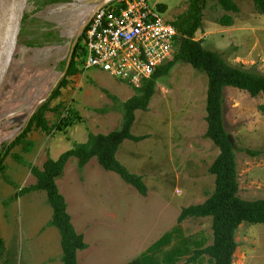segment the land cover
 <instances>
[{"label": "rangeland", "instance_id": "obj_1", "mask_svg": "<svg viewBox=\"0 0 264 264\" xmlns=\"http://www.w3.org/2000/svg\"><path fill=\"white\" fill-rule=\"evenodd\" d=\"M70 1L86 5L83 24L88 12L99 4L98 0ZM70 1L46 4L27 25L30 34L18 40L10 75L4 80L7 92L5 108L0 110V146L22 131L25 121L39 101L50 94L65 69L72 44L83 25L72 29L67 25L71 21L68 10L57 8L60 3ZM155 1L167 5V16L173 21L188 10L190 3V0ZM235 1L238 12L226 11L209 0L203 27L195 38L202 39L206 48L220 51L229 63L264 73V15L257 10L254 0ZM224 14L233 17L231 26L219 22ZM82 69L68 76V84L50 101L49 107L57 109L47 111L46 116L56 128L50 132L33 128L4 160L5 170L0 171V231L7 247L0 255L1 264L7 259L14 264H35L34 255L49 258L46 247L47 250L30 248L42 241L37 236L39 232L52 235L54 241V235L57 236L61 247L59 229L47 225L53 215L47 193L37 190L13 198L21 188L36 183L32 166L43 168L49 157L57 159L77 143L88 141L90 134L120 128L124 103L137 94L134 86L99 68ZM205 74L190 63L179 61L169 75L157 81L148 110L136 111L131 131L147 138L139 142L126 139L117 158L130 172L143 175L149 187L147 195L118 173L106 170L96 157L83 168L79 167L77 157L69 159L57 184L71 206L76 228L84 230L89 243L87 250H81L87 251L86 257H82L85 264H116L119 257H137L141 247L149 246L168 232L173 235L174 245L184 248L186 255L179 264L186 263L196 249L213 242L211 217L178 221L184 207L203 203L215 190V175L209 168L220 149L205 135L208 129ZM225 100L226 128L236 149L239 195L245 199L264 198V94L253 97L247 91L228 87ZM66 117L71 120L68 125L61 123ZM246 149L258 150L259 154L252 155ZM12 154H18L21 160ZM236 240L234 264H264V223H242ZM59 251L57 260L63 264V249ZM189 264L211 262L208 255H203Z\"/></svg>", "mask_w": 264, "mask_h": 264}, {"label": "trees", "instance_id": "obj_2", "mask_svg": "<svg viewBox=\"0 0 264 264\" xmlns=\"http://www.w3.org/2000/svg\"><path fill=\"white\" fill-rule=\"evenodd\" d=\"M60 1L62 0H29L28 6H32H30L29 14L27 9V14L24 16L20 38L31 31L27 25L33 20L35 14L40 12L46 4ZM208 1L190 0L188 10L184 14L178 15L173 21L180 37L178 53L174 60L158 66L154 74L144 80L140 87H135L137 94L124 103L125 113L120 128L109 133L90 134L88 141L77 143L73 148L63 152L57 159L49 157L44 162L43 168L32 166V173L37 178L36 183L21 188L13 197L18 198L37 190H44L47 193V201L53 208L52 218L47 225L55 226L60 231L63 264H78V251L85 249L87 243L83 234L77 232L72 222L68 204L65 201L66 198L57 184L58 177L64 172L71 157L78 158L80 168L85 167L93 157H96L106 170L118 173L124 181L134 186L141 194L147 195L149 187L143 175L130 172L117 158V152L126 139L139 142L147 138L146 135H134L131 131L136 119V111L148 110L156 93L157 81L169 75L179 61L190 63L195 69L206 73L205 75L208 76L206 106L208 129L205 135L220 149L219 155L209 168V171L215 175L214 192L203 203L184 207L178 217L179 222L189 217H211L213 242L203 248L196 249L184 264L196 262L203 255L209 256L211 264H234V254L238 247L236 233L240 225L245 222L251 224L264 223V198L245 199L239 195L240 184L236 149L227 131L224 117L225 89L235 87L247 91L253 97L261 93L264 94V73L229 63L220 51L206 48L202 39L195 38V34L203 27L204 10ZM212 1H216L226 11H239L235 0ZM254 3L257 10L264 15V0H254ZM159 7L163 11L167 10V5L163 3ZM219 22L224 26H231L233 17L230 14H224ZM83 41L84 36L81 35L74 48L66 75L60 79L47 100L36 106L15 139L6 143L3 142L0 146V171L5 170L4 160L14 146L25 139L33 128L42 129L46 132L56 128V125L49 123L46 116L47 111L57 109V107L54 109L49 107L50 101L56 98L60 94L61 88L68 84V76L83 70L86 61V48ZM31 45L35 44L31 43ZM61 123L68 125L71 120L66 117L62 119ZM246 150L252 155L259 154L258 150ZM12 156L21 160L18 154H12ZM172 237L171 232L166 233L151 245L149 250L162 248L171 241ZM5 251V241L0 231V255L4 254ZM179 252L181 255H184L185 252L180 245ZM11 261L7 259L5 264H14Z\"/></svg>", "mask_w": 264, "mask_h": 264}, {"label": "built area", "instance_id": "obj_3", "mask_svg": "<svg viewBox=\"0 0 264 264\" xmlns=\"http://www.w3.org/2000/svg\"><path fill=\"white\" fill-rule=\"evenodd\" d=\"M155 0H113L90 16L84 36L86 69L96 67L134 87L174 60L179 33Z\"/></svg>", "mask_w": 264, "mask_h": 264}, {"label": "crops", "instance_id": "obj_4", "mask_svg": "<svg viewBox=\"0 0 264 264\" xmlns=\"http://www.w3.org/2000/svg\"><path fill=\"white\" fill-rule=\"evenodd\" d=\"M70 1V0H69ZM99 4L103 2V0H98ZM113 1V0H112ZM95 5L94 9L99 5ZM57 8H60L61 10H68L67 14L69 16H71V21L70 23H67L68 26H71L72 29L77 30V27L83 23V20L81 19L82 16L85 15V11L87 9L86 5H75L73 3V1L67 2V3H63V5L60 3L59 6ZM68 8V9H67ZM52 11V10H51ZM93 11V10H91ZM88 12V15H86L87 17H89V14L91 13ZM94 12V11H93ZM92 12V13H93ZM91 13V14H92ZM90 14V15H91ZM80 20H82L80 22ZM73 23V24H72ZM68 28V27H67ZM66 28V29H67ZM102 191V190H101ZM62 193V192H61ZM63 194V193H62ZM64 195V194H63ZM65 196V195H64ZM66 198V197H65ZM66 201V200H65ZM67 202V201H66ZM68 204V211L70 213V208H69V203ZM71 214V213H70ZM72 217V215H71ZM72 222L75 226L74 220L72 218ZM44 228V227H43ZM42 228V229H43ZM76 228V226H75ZM84 225L82 226V229H84ZM77 232L80 234H83L84 236V230H80V228H76ZM36 234V233H35ZM37 236H39L38 238H42L41 242H37L35 244H31L30 248L35 247V248H44V249H48L49 250V258L48 256H44L43 259L41 258H37L35 255L33 256L34 260L33 262L35 264H61V261H58L57 259L60 257V251L62 248V245L60 247L59 243H58V237L54 235L55 237V241L52 237V235H48L46 234L45 231L43 232H39L37 233ZM33 237V236H31ZM30 236L27 235V238H31ZM85 242L87 243V247L89 246V243L86 241V238L84 236ZM160 238H157L152 244H150L148 246V244H145L144 247H141L139 252H141L137 257H131L129 256V258H125V259H121L119 256L121 254V251L118 253L117 256V262L116 264H152L153 262H156L157 264H179L181 258L185 257L186 254L181 255L179 252V245L175 246V240L172 237L171 241L169 243H167L165 246H163L162 248H158L155 251L153 250H149L150 246L153 245L157 240H159ZM60 244H61V239H60ZM5 245L7 247V244L5 242ZM46 247V248H45ZM87 247L83 250H87ZM46 249V250H47ZM59 252V253H58ZM87 252V251H84ZM84 252H81V250L78 251V264H85V259L82 260V257H86V255H84ZM57 253V257H55ZM63 254V253H62ZM137 254V253H136ZM136 254H134V256H136ZM169 255H170V259H169ZM146 256V257H145ZM52 257V258H51ZM190 257V256H189ZM188 257V258H189ZM49 260H48V259ZM48 261H47V260ZM46 260V261H45ZM45 261V262H44ZM136 262V263H135ZM106 264H108L106 262ZM113 264V263H112Z\"/></svg>", "mask_w": 264, "mask_h": 264}, {"label": "water", "instance_id": "obj_5", "mask_svg": "<svg viewBox=\"0 0 264 264\" xmlns=\"http://www.w3.org/2000/svg\"><path fill=\"white\" fill-rule=\"evenodd\" d=\"M110 1L112 0H103V2L100 3L94 9V11L102 4ZM28 4L29 0H0V110L3 109V107L5 108L4 97H6L7 89L5 87L4 80H6L7 76L10 75L9 70L11 67V62L13 61L15 54L18 52V40L20 39V33L22 30L23 20L27 11ZM90 16L88 17V19L90 18ZM88 19L84 24L82 23V26L79 27V33L77 34V37L72 44L65 69L60 75L59 79H57L53 89L58 85L60 79L66 75L71 64L74 48L78 42L80 33L85 27ZM52 91L50 92V94L52 93ZM50 94L46 98L41 99L38 105L47 100Z\"/></svg>", "mask_w": 264, "mask_h": 264}, {"label": "bare ground", "instance_id": "obj_6", "mask_svg": "<svg viewBox=\"0 0 264 264\" xmlns=\"http://www.w3.org/2000/svg\"><path fill=\"white\" fill-rule=\"evenodd\" d=\"M2 8V7H1Z\"/></svg>", "mask_w": 264, "mask_h": 264}]
</instances>
